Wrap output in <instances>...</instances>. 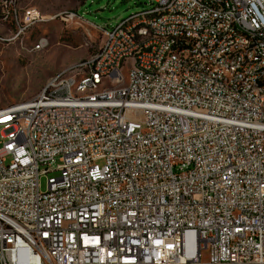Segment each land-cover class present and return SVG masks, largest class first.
Instances as JSON below:
<instances>
[{
    "label": "built area",
    "instance_id": "obj_1",
    "mask_svg": "<svg viewBox=\"0 0 264 264\" xmlns=\"http://www.w3.org/2000/svg\"><path fill=\"white\" fill-rule=\"evenodd\" d=\"M20 1L6 0L19 34L43 20ZM137 12L154 37L122 19L80 69L85 84L117 79L116 58L147 40L123 92L78 98L60 70L58 86L0 108V264H264V64L234 51H264V0H151ZM233 29L251 43L223 39ZM214 61L234 76L217 77Z\"/></svg>",
    "mask_w": 264,
    "mask_h": 264
},
{
    "label": "rangeland",
    "instance_id": "obj_2",
    "mask_svg": "<svg viewBox=\"0 0 264 264\" xmlns=\"http://www.w3.org/2000/svg\"><path fill=\"white\" fill-rule=\"evenodd\" d=\"M151 0H21L19 9L35 7L43 20L19 34L14 12L0 0V108L37 95L56 72L70 68L95 53L103 40L102 28H112L122 19L150 6ZM18 11V8H17ZM77 12L81 17L62 20L60 14ZM18 13V12H17ZM45 37L47 45H36ZM126 75L128 70L125 69ZM3 127L0 126V135ZM40 176L46 190L49 177ZM207 253H204V255Z\"/></svg>",
    "mask_w": 264,
    "mask_h": 264
},
{
    "label": "bare ground",
    "instance_id": "obj_3",
    "mask_svg": "<svg viewBox=\"0 0 264 264\" xmlns=\"http://www.w3.org/2000/svg\"><path fill=\"white\" fill-rule=\"evenodd\" d=\"M18 6H11L14 12ZM157 17H164V10H157ZM147 12H136V18H126L124 20V30H131L133 27H139L146 31V38L154 37L152 22H146ZM235 38L243 40L244 43H251L250 32L242 29H233V31H224L223 39ZM158 44H169V37H158ZM148 48L147 40H139L138 45L133 46V53L121 54L116 58V66L120 70V77H101L95 83L85 84L90 79V71H80L86 66L87 58L80 60L68 69L62 70L63 77H73V87H78V98H86L91 95H100L104 89L109 92H123L126 84H129V67H142V49ZM234 51H237L238 57H249V53H254L255 61L264 64V51H257V46L245 48V44H234ZM176 57H183V49H176ZM189 62H199V55H189ZM128 70V75L125 73ZM211 69L217 70V77L234 76V69L231 66H224V61L211 62ZM154 76H164V69H154ZM46 86H58V79H49ZM254 97L263 98L262 90H254Z\"/></svg>",
    "mask_w": 264,
    "mask_h": 264
}]
</instances>
